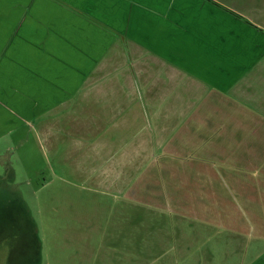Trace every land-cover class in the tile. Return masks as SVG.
Instances as JSON below:
<instances>
[{"label":"crops","instance_id":"obj_1","mask_svg":"<svg viewBox=\"0 0 264 264\" xmlns=\"http://www.w3.org/2000/svg\"><path fill=\"white\" fill-rule=\"evenodd\" d=\"M263 65L264 0H0V139L38 120L137 175L183 127L213 145L263 115Z\"/></svg>","mask_w":264,"mask_h":264},{"label":"rangeland","instance_id":"obj_2","mask_svg":"<svg viewBox=\"0 0 264 264\" xmlns=\"http://www.w3.org/2000/svg\"><path fill=\"white\" fill-rule=\"evenodd\" d=\"M246 121L213 145L183 127L132 175L79 146L48 145L31 119L0 139V263L15 250L20 264H264V114Z\"/></svg>","mask_w":264,"mask_h":264},{"label":"flooded vegetation","instance_id":"obj_3","mask_svg":"<svg viewBox=\"0 0 264 264\" xmlns=\"http://www.w3.org/2000/svg\"><path fill=\"white\" fill-rule=\"evenodd\" d=\"M1 224H2V230H4L5 228L3 226V222ZM20 230L21 228L19 227V225H17V222H14L11 227V231L8 233V235L11 237V239L17 238L19 236ZM14 251L15 250H13L12 254H8L5 261L0 264H20V259L18 256L16 257Z\"/></svg>","mask_w":264,"mask_h":264}]
</instances>
